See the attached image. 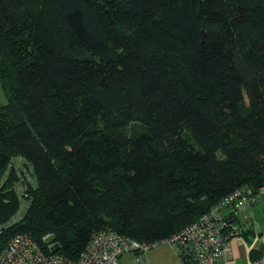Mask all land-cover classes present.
<instances>
[{
	"label": "trees",
	"instance_id": "16d2710c",
	"mask_svg": "<svg viewBox=\"0 0 264 264\" xmlns=\"http://www.w3.org/2000/svg\"><path fill=\"white\" fill-rule=\"evenodd\" d=\"M0 81V178L19 156L35 187L0 252L20 231L74 262L103 229L166 239L264 184V0H0Z\"/></svg>",
	"mask_w": 264,
	"mask_h": 264
},
{
	"label": "built area",
	"instance_id": "2783aa9c",
	"mask_svg": "<svg viewBox=\"0 0 264 264\" xmlns=\"http://www.w3.org/2000/svg\"><path fill=\"white\" fill-rule=\"evenodd\" d=\"M261 193L264 195V187ZM244 194L251 198L254 190L247 186L237 189L222 204H232L234 199L238 200ZM228 219L227 223L221 216L203 217L170 241L177 245V252L187 257L188 264H225L229 241L221 234V227L232 225L231 219ZM2 228L3 225L0 224V230ZM205 239L207 244L202 243ZM262 240L264 241V235ZM159 243L162 242H153L147 247V242H139L114 231H101L94 234L80 259L74 262L58 254L45 255L30 234H17L0 255V264H118L119 256L130 251H137L138 264H147L145 252ZM251 264H264V257L254 259Z\"/></svg>",
	"mask_w": 264,
	"mask_h": 264
},
{
	"label": "rangeland",
	"instance_id": "374dc122",
	"mask_svg": "<svg viewBox=\"0 0 264 264\" xmlns=\"http://www.w3.org/2000/svg\"><path fill=\"white\" fill-rule=\"evenodd\" d=\"M7 102V98H6V92L5 89L2 86V83L0 81V104H4ZM33 175H32V165L31 163H28L27 160L20 158L18 156V158H15L13 160V162L11 164L7 165V168L4 172V174L1 176L0 178V188L6 190V191H14V194L17 198V200H19V206L17 208V210L15 211V213L8 218L5 221H0V223L3 226L2 230H0V234L3 233V231L5 229H9L10 227H15L17 225H21L23 223H25L26 219H27V215L29 213L30 208L33 205V198H32V191L33 189H35V187H33L30 184V179H32ZM250 187L254 190V188L252 186L249 185H243L240 186L237 189H240L242 187ZM264 187V184H262L257 190H254V194L252 198H249L246 194H244V196L238 197L239 199L236 200L234 199V203L232 204H222V201H224L226 198H229V196L235 191L233 190L231 193H228L226 195H222L216 202V204L213 205V207L206 213H204L203 215H201L197 220L203 218V217H216V216H221V217H225L227 216L228 218L231 219V224L233 226V228L235 229H239L238 231H236L237 233L241 232V230H247V227H250V225H247L245 222V220L249 219L250 216H252V218L255 216V214L253 215V213L248 212L249 210L248 205H255V207H258V209H256V211L258 212V214H262L264 216V195L261 193L262 192V188ZM258 197V198H256ZM248 202V203H247ZM257 204V205H256ZM36 209H37V213L38 216L39 212H42V205H40V203H37L36 201ZM248 210V211H247ZM255 212V211H254ZM224 213H227L226 215ZM240 218V220L242 221V223L244 224L243 227H241V223L239 222L240 220L237 219ZM261 217V216H260ZM237 219V220H236ZM235 220V221H233ZM194 221V222H195ZM192 222L191 224L187 225L185 228H183L181 231L174 233L173 235H171L170 237L166 238V239H162V240H158V241H154V242H164V244H161L164 246V248L160 251V258H159V263L158 264H163L164 262V258L167 254V247L165 245H170L172 247V245L170 243H172L170 240L172 238H174L177 234L187 230L190 228V226L194 223ZM254 223L256 226V230H262L264 231V226H260L258 220H256V218L254 217ZM215 227H218V225H215ZM218 229V228H217ZM7 231V230H6ZM101 231H112L111 229H103ZM101 231H97L94 234L101 232ZM30 234L32 238H34V240L38 243V245L40 246L41 250L43 251V253L45 255L50 254L49 252H47V249H49L51 252L55 251L56 248H58V242L57 241H49L51 235L47 234L43 236V241L46 242V244L40 245V243L38 242V240L35 238V236L39 237L41 234H35V236L33 235L32 232L29 231H20V232H16L14 233L9 240L7 241V243H5L3 245V249L0 252V255L6 250V248L8 247V244L10 242V240L17 234L20 235H24V234ZM94 234L92 235V237L94 236ZM120 234V233H118ZM250 234V232L248 233ZM122 236L125 237H129L131 239L136 240L133 237L127 236V235H123L120 234ZM227 238V235H225ZM91 237V239H92ZM251 238L254 240L255 239V235L251 236ZM90 239V241H91ZM167 240V241H165ZM89 241V243H90ZM139 241V240H136ZM141 242V241H139ZM89 243L87 244V246L89 245ZM150 243L153 242H149L147 243V247L151 246ZM202 243L207 244L208 241L205 239ZM159 245V246H161ZM258 246L262 245V240L257 243ZM86 246V247H87ZM157 246V247H159ZM169 246V247H170ZM169 248V251L171 253H175L176 255L178 253H176L172 248ZM156 249V248H154ZM178 256V255H177ZM134 260V259H133ZM134 263L135 260H134Z\"/></svg>",
	"mask_w": 264,
	"mask_h": 264
},
{
	"label": "crops",
	"instance_id": "0c3cea01",
	"mask_svg": "<svg viewBox=\"0 0 264 264\" xmlns=\"http://www.w3.org/2000/svg\"><path fill=\"white\" fill-rule=\"evenodd\" d=\"M247 209L249 210V211L247 210L248 212L253 213V215L255 214L254 217L256 218V220H258L259 225L261 227L264 226V216L260 213L258 214V212L256 211L258 207H255V205H251V206L248 205ZM254 217L252 218V216H250L249 219L245 220L244 223H246L247 225H250V227L252 226L255 229L256 231L255 239L254 240L252 239V242L250 243L249 240L246 238V237L249 238L250 234H248L246 237L243 234H238V233L236 235L235 234L232 235L228 239L229 250L227 251V254H226L225 264H251L252 261L254 260V258H252L251 256V249L256 247V248H261L264 251V241L262 240V237H261L264 235V231L256 230V226L254 223ZM240 223L242 224L241 220H240ZM250 227L246 226L245 228H250ZM261 240H262V245L258 246L257 243H259ZM161 244H164V243L157 244L156 247H154L156 249L153 248L147 253V257L151 264L159 263L160 251L164 248V246ZM165 246L167 247V254L164 258L163 264H187L185 258L181 257L179 254H177L178 255L177 256L175 253H171L169 251V248L171 247L170 245H165ZM171 248L175 251L173 247ZM263 257H264V254L255 259H260ZM133 259L134 258L132 254H130L129 252H125L120 258L119 264H136L134 263Z\"/></svg>",
	"mask_w": 264,
	"mask_h": 264
},
{
	"label": "clouds",
	"instance_id": "9594fccd",
	"mask_svg": "<svg viewBox=\"0 0 264 264\" xmlns=\"http://www.w3.org/2000/svg\"><path fill=\"white\" fill-rule=\"evenodd\" d=\"M262 237V236H261Z\"/></svg>",
	"mask_w": 264,
	"mask_h": 264
}]
</instances>
